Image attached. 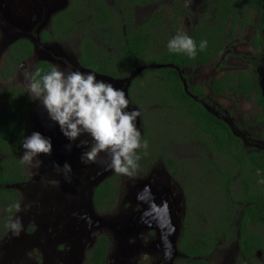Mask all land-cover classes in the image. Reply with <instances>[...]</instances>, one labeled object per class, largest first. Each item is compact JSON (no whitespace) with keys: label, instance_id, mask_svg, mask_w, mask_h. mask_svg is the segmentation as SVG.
Segmentation results:
<instances>
[{"label":"rangeland","instance_id":"rangeland-1","mask_svg":"<svg viewBox=\"0 0 264 264\" xmlns=\"http://www.w3.org/2000/svg\"><path fill=\"white\" fill-rule=\"evenodd\" d=\"M106 1L111 3V0ZM167 1L168 0L164 3L163 8L165 10L168 9L169 11V8L166 7ZM53 2L54 4H57L56 8L59 4H62V6L50 14L48 23L53 15L64 10L68 6V0L67 2L65 0H0V65L2 64L3 59V52L1 53V50L4 49V44L7 38L4 36L3 30L10 26L9 22L24 25L36 18H40V15H44L46 9H50L51 6H53ZM76 2L77 4L81 3L78 0H76ZM194 2L195 0L192 1V3L187 0L184 5H189V8L191 7L195 9L194 15L196 16L199 11V5L196 6ZM155 8L156 7L152 5L147 9L134 12L135 23L138 24L142 22L145 19V16ZM181 23L183 24L182 26ZM190 23V18L180 17V29H177L178 32H186ZM75 35L77 37L79 36L77 33ZM76 36H73L70 40H59L54 44L49 45L53 52L56 54L63 53L73 62L74 66H71L68 60L64 57H57V61L59 60L61 62L59 69L63 70L65 73L68 71H80L86 73L76 68ZM240 38L241 43L243 42V38L246 39L244 36H240L239 39ZM57 44L60 46L59 50L55 48V45ZM226 49L225 57L219 60V62L201 66L195 71L189 73L188 76L190 82L209 81L211 80V73L217 77L220 73L228 72L230 68L239 67L240 65L236 60V57L233 55L235 54L233 48L228 46ZM245 49L246 46H243V48L238 50ZM164 52L165 48L161 45L149 48L148 55L149 57H161V53L163 54ZM41 55L46 56V54H39V51H35L32 58L23 61V66L18 69V72H16L14 77L9 81H3L0 78V91L4 90L6 84L12 82L13 85L21 86L23 90L27 92L26 78L28 76L29 65L36 59L40 58ZM153 75L143 74L133 83L131 94L138 103H134L133 101L129 102L128 109L129 111L133 109L139 110L140 116L137 117L136 127L141 133L144 130V125H147V133L145 134V139H143L148 142V148L145 152H162L166 148H173L172 151L178 165H180L179 162H184V160L185 162L189 159L191 160H189L186 165L185 163L180 165L183 167L180 170L181 173H176L175 176L173 175V179L170 177V173L167 172L166 168L162 169L160 167L163 166L161 162H156L149 170L135 173L131 177L118 174L113 169L103 176L102 180H105L109 179L114 173L117 175L118 197L111 212H99L94 210L96 217L99 216V218L97 224H94L95 226L92 228L88 241L93 239L94 234H103L107 237L110 255L108 264L117 261L118 255L120 257V264H177L176 258H178L179 255L175 256L176 254L174 252L175 248L177 249L176 242L178 241V236L180 234L181 213H183V208L181 207L183 197L180 195V185L185 191L187 223L189 226L208 229L207 224L200 221V217H207L209 222L213 225L217 212L223 213L227 208V204L222 201L223 198L218 196L215 192L214 181H216L217 178L213 163L207 164L203 161L193 159L197 155L200 157L207 156L208 154L199 151L197 145L194 143V139L183 141L189 137V134L192 133V131H198L197 128H192L189 121H182L179 117L172 119L169 109L167 108L168 102H170L171 105H176L178 100L174 99L172 94L165 89L164 85H160ZM97 80H103L112 85L114 84V82L101 78H97ZM206 101L208 104L215 107L221 114L228 112L229 116L233 118L236 128L240 132H244L243 129L246 128L243 117L250 121H253L255 118V113L252 112L253 109L248 104L250 102H244L241 99L238 100V98H231L230 96L218 98L207 96ZM160 102H162V105L164 106L162 109H159L157 104ZM151 103L154 104L150 105ZM141 119L144 121L143 128ZM33 131H38L45 137H50L51 142L60 137L66 139V141L61 142L62 144H70V147L67 146L68 149L63 151L62 155L66 154L64 156V162L71 165V172L66 174L63 171V165L65 163L60 166L55 162H48L46 160L50 155H40L34 159V163H38V167H31L23 164V171L27 176L26 182L31 185L37 184L42 191L44 190L49 194H58L59 192H62V194H65L63 196L66 198L77 196L79 193H83L82 196H86V194H84V189L82 187L79 188V186L83 182L86 187L85 179L89 176L88 171L90 169L89 168L87 171L86 167L89 166L90 163H83L81 155L83 152H86L85 150L89 149L91 142L90 136L85 134L78 140L69 143V140L61 133L59 126L49 119L48 114L40 101L31 99L24 138L31 135ZM81 140H86L87 144L77 146L79 145L78 142ZM170 141H176V143L174 142V147L169 144ZM23 151L24 149L21 148L20 159ZM180 152H183L184 154H180ZM178 155L179 157H177ZM99 156L102 162L104 161V158L106 161H110V157L106 153L102 152ZM2 158H4V156L0 153V159ZM57 165L59 166V169L56 167ZM155 173L158 174V180L155 181L156 185H154V183L152 185L149 176ZM184 174L185 179H183ZM168 177L170 178V181L168 180ZM129 185L130 187L128 188ZM127 189L128 194L134 199L127 201V204L122 209L120 198L126 194ZM30 197V192L26 193V191L21 195V210L14 213L12 220L19 217L23 224V220L31 214L30 209L32 205L34 203L39 204L37 201L30 199ZM181 197L182 200L180 199ZM136 199L139 201H141V199L144 200L143 202L136 203ZM55 206L57 208V203ZM45 209L52 210L54 207L51 206ZM195 210H199L202 215L196 214ZM71 218L72 217L69 219ZM65 222L68 224L70 223V220L67 219ZM69 228L70 226H64L62 228L63 236L61 235L52 241L49 244L48 249L51 252L63 244V246L65 245V252L57 253V256L60 255L61 259L58 261V264H66L70 262L72 258L75 264H82L85 250L90 242L86 239L85 244L82 243L81 252H79V248L76 246V241L78 240V235L82 228L80 229L79 226H76L73 229ZM48 231L50 232V229H48ZM261 234L264 237L263 230L261 231ZM41 240L44 241L43 238H41ZM34 248L39 250L38 245H34ZM34 248L30 247L29 249H26L25 247L22 252L17 254V256H19L14 264H22V261L20 262V260L25 254L28 257H31V250H34ZM223 250L224 249H216L209 257V264H232L224 263L225 252ZM39 251L45 253L44 250ZM1 256L2 252L0 251V257ZM257 257L258 259L261 257L260 253L257 254ZM54 262L55 259H52V256L45 257L39 261L40 264H54ZM248 264L254 263L251 261Z\"/></svg>","mask_w":264,"mask_h":264},{"label":"flooded vegetation","instance_id":"flooded-vegetation-1","mask_svg":"<svg viewBox=\"0 0 264 264\" xmlns=\"http://www.w3.org/2000/svg\"><path fill=\"white\" fill-rule=\"evenodd\" d=\"M186 1L187 0H168L166 4V7L169 8L168 11V9L165 10L163 8L166 0H149L148 2L142 5L134 6L133 12L147 9L149 6L154 5L156 8L154 10H151L145 16V19L142 22L138 23V25L145 24L146 22L149 21V18L153 16L154 18L153 20L157 21L156 24H158V27L161 26L166 30V34H164L165 36H163V38H167V40L163 39V41L166 44L174 36L180 33L177 30L180 29L179 26L180 17L190 18L191 23L187 27V30L186 32H184V34H187L189 37L192 38L194 37L193 31H195L194 34L197 33L199 37L201 36L199 43H201V41H207V47L205 48L207 50V53L205 55L203 53L201 57L198 58V55L202 50H200L199 47L200 44H196L197 54L195 58H189L186 55V58H188V62L182 67L177 66L173 62H168L166 64H162V63L153 64V65L136 64L133 66L132 69L126 72L127 77L118 76L113 78L110 75H105L104 73L96 72L91 68L84 67L80 61L81 53L80 50L78 49V44L75 43V49L77 52L76 68L86 73L88 72L95 73L97 78L114 82L113 86L115 88H122V90L125 93V96L127 95V99H129V102L132 101L130 98V93L128 94V90L130 91L132 86L131 82L140 73L137 74L135 77H131L129 80L127 78L131 75V73L135 71V69L142 68L141 69L142 72L147 67L159 68L165 66L176 72L178 80L181 83L182 92L185 95H187L189 98H191L194 104L191 103L187 104L183 102V100H179L176 96V91L171 90L170 93L172 94L174 99L178 100V103H176V105H171V103L168 102L167 108L169 109L172 119H176L175 117H179L182 121H189L190 124L192 125V128L194 127L197 128L198 131L196 132L192 131V133L189 134V137L187 139H184L183 141L194 139L195 140L194 143L197 145L199 151L208 154L207 156H200V157L197 155L193 159L203 161L207 164L213 163L214 166L213 168L217 178V180L214 181L215 192L218 194V196H221L223 198L222 201H224L226 204L228 203L227 208L223 213L217 212L216 219L213 225L212 223L209 222L207 217L204 216L200 217V221L204 224H207L208 226V229L204 228V231L214 232L215 229L216 234L220 235V239L218 240V243L215 245V247L210 252V254L205 256V258L208 260V264H209L210 255L214 253L216 249H224L223 250L225 252L224 263L248 264L249 262L252 261L254 264H264V237L261 234L262 230L264 232V225L255 224L249 219H247L246 221L247 232L249 234L259 235L263 241L262 246L256 248L252 252L253 254L252 253L244 254L240 248V243H239V237L241 235L240 227L243 216V208L246 205H252V201H250L251 198H248V195L249 193L252 194L255 189H260V187L262 188V185L264 183V176L262 175L264 170L262 168L256 167L255 160H253L254 159L253 156H255L257 157V161L259 163L258 157L259 156L264 157V0H198V1L195 0L194 4L196 6L199 5V11L197 12L196 16L194 15L195 9L191 7L189 8V5L187 6L184 5ZM189 1L192 3V1L194 0H189ZM33 22L36 21L34 20ZM49 23L39 31L36 30L37 29L36 24L34 26H32L31 24L18 25L14 22L13 24H10V26H8L6 29L3 30L4 36L7 37H10L13 31H17L18 33V31L21 30V32L25 33L24 35L26 36H24L23 38L29 40V42L32 44L33 52L24 61L32 58L35 51H39V54H46V56L41 55L42 58L36 59L33 63L29 65L28 74L33 73L34 67L37 61L39 60L47 61L52 65V67L59 68L61 62L59 60L57 61L58 59L57 57H64L65 59L68 60L71 66H74L73 62L68 58L67 55L63 53L56 54L50 48L49 45H52L57 41L40 40V33L44 29L48 28ZM182 25L183 24L181 23V26ZM157 35L158 34H156V36ZM240 36L246 37V39L243 38L242 43H241V38L239 39ZM13 42L14 41L5 42V47L4 49L1 50V53L3 52V58L9 46ZM156 42H158V39H156ZM228 46L233 48L235 52V54L233 55L236 57V60L240 65L239 67L230 68L228 72L220 73L217 75V77H215L213 73H211L210 75L212 76H211V80L209 81L190 82L188 76L189 73L195 71L197 68L201 66H206L214 62H219V60L225 57L226 55L225 51L227 50L226 48ZM243 46H246L245 50H238L240 48H243ZM55 48L59 50L60 46H58L57 44L55 45ZM202 58L206 60L202 61L201 60ZM22 63L19 65L18 69H20L23 66ZM18 69L16 72H18ZM213 72H217V71H213ZM13 77L14 76L10 77L7 81H9ZM26 80H27L26 82L27 85L29 81L27 78ZM10 83L13 84L12 82ZM217 85H219V87ZM213 87H215V89L223 88V91L221 93H218L213 90ZM206 95L215 98L230 96L231 98L233 97L238 98V100L241 99L244 102H250L248 104L253 109L252 112L255 113L254 114L255 118L253 121H250L245 117H243L245 120L244 124L246 125V128L243 129L244 132H240L236 128L233 118L229 116V113L225 112V114H221L220 112H218V110H216L215 107L208 104V102L206 101V97H207ZM157 104L159 109L164 108L162 102ZM193 105H199L210 116L212 115L215 120H219L220 122H222L225 125V127L229 130V132L239 140L240 148H234L231 145L229 147H225L228 144L227 138H225L224 142L221 140L222 138H220L217 140V143H215L216 134L206 131L202 128V126L205 125L206 123L201 117L204 116L206 113L204 114L203 111H197V107ZM143 122L144 121L141 119L142 128H143ZM218 131L223 132L221 128L218 129ZM143 132L141 133V138L143 137ZM60 141H66V139L61 137L56 138V143L55 145L52 146V153L57 152L61 154L63 151L68 149L67 146H69L70 144H62ZM174 142L176 143V141ZM174 142L170 141L169 144L174 147L175 145ZM78 144H80V142H78ZM92 144L93 141L91 138L89 149L91 148ZM217 144L218 146L221 147H218ZM172 149L173 148H166L164 151H162L172 159L173 165L171 166H169L167 164L168 162H166L161 156H155L161 152H152L151 158L145 160L143 159V155L150 153L145 152V149L139 150L137 153V155L139 156V160L137 162L138 168L135 173H140L143 171L145 172L149 170L150 167H152L156 162H161L163 166L160 165L159 166L162 169L166 168L167 172L170 173V177L173 179V175L175 176L176 173L178 174L181 173L180 170L183 167L180 165L184 163L186 165V163L191 159L187 160L186 162L185 160L184 162L181 163L179 162L180 165H178V163L175 160L174 157L175 155L173 154ZM181 153L184 154L183 152H180V154ZM177 157H179V155ZM149 179H151L150 183H152V185L153 183L154 185H156L155 181L158 180V174L155 173L150 175ZM169 179L170 178L168 177V180ZM183 179H185V174ZM224 179L229 180L230 184L223 185ZM211 181L213 182L212 179ZM25 183L27 182L25 181L24 183L21 184L24 185ZM84 186L85 185L82 182L79 188L80 187L84 188ZM26 187L27 186L24 185L22 186L21 189L16 188L20 194V197L22 194H24L25 192L24 190ZM129 187L130 185L128 186V188ZM180 195H182L183 197V200L182 197L180 198L182 200L181 207L183 208V213H181L182 219H181L180 234L178 236L179 238L182 232L185 230L186 215H187L185 191L181 185H180ZM120 199H121V208L123 209L127 204V201L134 198L128 194V189H127L126 194H124V196H122ZM32 200L37 201L39 204L34 203L30 209L31 214H29L23 220L22 229L24 235L30 234L35 228V218L37 216L36 213L39 212L40 202L42 201V199H39V197L36 198L34 197V199L32 198ZM143 200L144 199H141V201H139L136 199L135 201L137 203V202H143ZM19 205L21 208L22 203H19ZM195 213L198 215H202L199 210H195ZM228 213L231 215L229 226L233 227L227 233L229 234V236H227V234L222 230V219H226L225 216ZM196 227L197 226H194V228ZM193 230L188 232L191 233ZM201 232H202L201 227L199 231L198 229L194 230V234L196 235H202L204 233ZM9 233H13V231L10 230V228L7 230L6 234H4L0 238L1 245L6 241L12 243L13 237H11ZM98 236L99 235L94 234L93 239L91 241H88L90 242V244L85 250L82 264H85L89 251L93 247V244L97 240ZM178 241L176 242V244H178ZM83 244H85V241ZM1 245H0V250H1ZM25 247L26 249H29L30 247L34 248V245L26 244ZM39 250H42L41 247H39ZM39 250L37 248H34V250H31L32 258L28 257L25 254V256H23V258L20 260V262L22 261V264H40L39 263L40 260H42L45 257L52 256V259H55L54 264H58V261H60L61 259H60V255L57 256V253L59 254V252H65V245L63 246L62 244L56 250L51 252L48 250L47 253L46 252L42 253ZM259 253L261 257H259L258 259L257 254ZM178 257L182 258L184 256L183 254H179ZM109 258L110 255H109V244H108L106 264H108ZM119 259L120 257L118 255L117 261H114L112 264H120ZM66 264H75V262L72 258V260Z\"/></svg>","mask_w":264,"mask_h":264},{"label":"trees","instance_id":"trees-1","mask_svg":"<svg viewBox=\"0 0 264 264\" xmlns=\"http://www.w3.org/2000/svg\"><path fill=\"white\" fill-rule=\"evenodd\" d=\"M78 1L81 3L77 4L76 0H68V6L51 17L48 28L40 33V40H70L77 33L79 36H76L77 40L75 42L78 44V49L81 53L80 61L84 67L114 78L118 76L127 77L126 72L136 64L153 65L173 62L177 66L182 67L188 62L185 54L169 52L168 43L166 44L163 41L166 30L161 26L158 27L157 21L153 20V16L149 18V23L146 22L140 25L135 23L133 7L142 5L149 0H111V3L106 0ZM194 32L192 39L196 44H200L201 36L199 37ZM156 34L158 35L156 36ZM156 39H158V42H156ZM161 45L165 48V52L161 53V57H149V48ZM32 52L33 46L29 40L19 38L14 41L2 59L0 78L3 81H7L10 77L14 76L19 65ZM203 53L205 55L207 50H202L198 58ZM201 60L205 61L206 59L202 58ZM52 68L49 62L39 60L32 74L39 69L41 70V75H43L50 72ZM139 73L138 77L136 76L132 80L131 85L143 74H154V78L158 80L160 85H164L168 92L175 90L179 100H183L187 104H194L193 100L182 92L181 83L174 70L165 66L159 68L147 67ZM217 86L219 87V85ZM213 90L221 93L223 88L215 89L213 87ZM129 93L131 100L134 103H138L132 97L131 89L130 91L128 90ZM152 104L154 103L150 105ZM0 106V153L4 156V158L0 159L1 238L9 229L8 225L12 220L13 214L16 212L15 208H13L12 212H9L8 208L20 203L18 190L16 188H6L5 185L21 184L27 180L20 159V151L26 131V122L29 117L31 99L21 86L8 83L4 90L0 91ZM193 106L197 107V111L206 113L201 117L206 123L202 128L216 134L215 143L220 138H222L223 142L227 138L228 144L225 147L231 145L234 148H240L239 140L229 132L222 122L215 120L212 115L210 116L199 105ZM146 126L144 125L142 140L145 139V134L147 133ZM220 128L223 132L218 131ZM141 149H138L137 153ZM151 156L152 152L143 155V159L146 160L151 158ZM155 156H161L168 162L169 166L173 165L172 159L166 153L161 152ZM253 158L256 167L264 170V157H258L259 163L257 157L253 156ZM262 175L264 176V171ZM116 176L114 173L109 179L102 180L96 186L92 201L97 211L111 212L113 210L118 197ZM225 184L229 185L230 181L224 179L223 185ZM248 198H251L252 205H246L243 208L240 227L241 235L239 237L240 248L244 254H251L263 244L262 238L259 235L247 232L246 221L249 219L255 224L264 225V183L262 188L255 189L252 194L249 193ZM225 217L226 219H222V230L227 234L233 227L229 226L231 215L228 213ZM193 229H198L199 231L200 227L194 228V226H189L186 215V227L177 244L178 252L183 254L184 257L176 258L177 264H208L205 256L210 254L220 239V235L216 234L215 229L214 232H206L204 228H201V233L204 232L202 235L194 234ZM191 230H193V233L188 232ZM107 246V237L103 234L99 235L89 251L85 264H106Z\"/></svg>","mask_w":264,"mask_h":264},{"label":"clouds","instance_id":"clouds-1","mask_svg":"<svg viewBox=\"0 0 264 264\" xmlns=\"http://www.w3.org/2000/svg\"><path fill=\"white\" fill-rule=\"evenodd\" d=\"M168 50L182 53L189 58L197 54L196 42L187 34L179 33L168 42ZM200 50L207 47V41H201ZM27 92L31 99L39 100L51 121L55 122L61 133L71 142L82 135H89L93 144L83 152L81 160L87 164L96 162L100 153L110 157L109 167L116 173L133 176L138 168V149H147L148 142L142 140L141 132L136 127L137 109L129 111V101L122 89L111 83L97 80L92 72L68 71L57 67L41 75L37 69L27 76ZM81 140L77 146L86 145ZM21 163L38 167L34 159L40 155H51L52 142L38 131L24 138ZM70 147V145H69ZM59 169V166H56ZM63 171L71 172V165L65 163ZM21 210L19 204L8 208L9 212ZM8 227L14 234H19L22 223L19 217L10 221ZM180 254V253H179Z\"/></svg>","mask_w":264,"mask_h":264},{"label":"water","instance_id":"water-1","mask_svg":"<svg viewBox=\"0 0 264 264\" xmlns=\"http://www.w3.org/2000/svg\"><path fill=\"white\" fill-rule=\"evenodd\" d=\"M65 1L67 2V0ZM52 5L53 6H51L50 9H46L44 15H40V18L34 19L36 22H33L34 20H32V23L28 22L24 25L31 24L34 26L36 24V30L38 31L44 28L48 24L50 14L62 6V4H59V6L56 8L57 4H54V2ZM10 24H13V22H9V25ZM24 34L25 33L21 32V30H19L18 33L17 31H13L10 37L6 36V42L16 41L20 37L23 38L26 36ZM40 58H42V56ZM141 69L142 68L135 69V71L131 73L127 79L129 80L131 77H135L141 71ZM55 143L56 140L52 142V146L55 145ZM65 155L66 154L62 155V153L60 154L54 152L46 160L48 162H55L62 166L64 163H66L64 162ZM109 162L106 161L105 158L102 162L100 156H98L96 162H90V165L86 167L87 171L90 168L88 171L89 176L85 179L86 187L84 186L83 188L84 194H86V196H82L83 193H79L77 196L66 198L63 196L65 194H62V192H59L58 194H49L44 190L42 191L37 184L31 185L28 184V182L25 183L24 185L27 187L24 191H26V193L30 192V199H34V197H39V199H42L40 202L39 212L36 213L37 216L35 218V228L30 234L27 235L23 234L22 228L19 231V234L9 233L10 236L13 237V241L12 243L6 241L1 245L0 251L2 252V256L0 257V264H14V262L17 260V257L19 256H17V254L24 250L26 244H32L36 246L38 245L47 253L49 250V244L61 235L63 236L62 228L64 226H70L69 229H73L76 226H79L80 229L82 228L80 234L78 235V240L76 241V246L79 248V252H81L82 243H84L86 239L87 241L89 240L88 237L92 232V228L95 226L94 224H97V220L99 218V216L96 217L94 213V210L96 209L93 206L92 196L96 185L102 181V178L106 173L108 174L112 170L109 167ZM24 185L16 183L5 185V187L21 189ZM55 202L57 203V208L55 206ZM51 206H53L54 209H45ZM70 217L72 218L69 219ZM67 219L70 220V223L68 224L65 222ZM48 229H50V232ZM41 238H43L44 241H42ZM174 253L176 254L175 256L179 255V252L176 248Z\"/></svg>","mask_w":264,"mask_h":264}]
</instances>
